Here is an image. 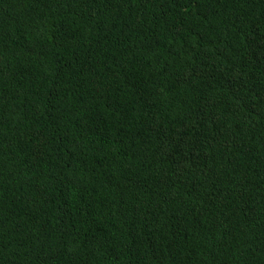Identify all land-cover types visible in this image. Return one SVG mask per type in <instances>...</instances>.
Segmentation results:
<instances>
[{
	"label": "trees",
	"instance_id": "trees-1",
	"mask_svg": "<svg viewBox=\"0 0 264 264\" xmlns=\"http://www.w3.org/2000/svg\"><path fill=\"white\" fill-rule=\"evenodd\" d=\"M0 264H264V0H0Z\"/></svg>",
	"mask_w": 264,
	"mask_h": 264
}]
</instances>
